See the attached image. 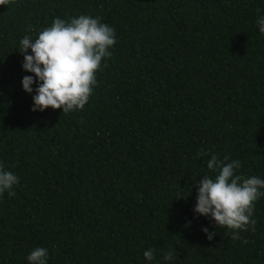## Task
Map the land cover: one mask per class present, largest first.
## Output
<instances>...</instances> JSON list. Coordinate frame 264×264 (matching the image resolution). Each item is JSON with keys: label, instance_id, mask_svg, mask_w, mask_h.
<instances>
[{"label": "trees", "instance_id": "obj_1", "mask_svg": "<svg viewBox=\"0 0 264 264\" xmlns=\"http://www.w3.org/2000/svg\"><path fill=\"white\" fill-rule=\"evenodd\" d=\"M81 15L115 29L112 56L82 110L34 112L39 82L23 89L35 74L22 67L20 40ZM260 16L264 0L0 6V164L20 181L0 196V264H29L37 247L48 264H264V196L255 230L235 240L194 212L198 181L216 175L211 155L264 179Z\"/></svg>", "mask_w": 264, "mask_h": 264}, {"label": "clouds", "instance_id": "obj_2", "mask_svg": "<svg viewBox=\"0 0 264 264\" xmlns=\"http://www.w3.org/2000/svg\"><path fill=\"white\" fill-rule=\"evenodd\" d=\"M13 0H0V6H8ZM260 33H264V16L257 20ZM116 44L115 29L102 23L100 18L81 15L66 21L55 18L51 26L38 32L35 39L25 35L20 40L19 50L24 56L23 69L34 73L22 80L23 89L33 93L32 85L38 83L33 96L32 111H45L48 108L63 110L68 114L82 110L89 102L97 84L96 73L104 59L112 56L110 48ZM31 49V54H29ZM198 156L209 155L201 149ZM216 155H211L207 168L216 173L214 178L205 175L197 183V202L194 212L210 217L215 227L233 232L232 239H239V231H247L249 225L255 230L256 220L252 219L255 202L264 196V179L253 176L245 178L236 175L241 167L238 160L227 162ZM227 162V163H226ZM19 177L7 171L0 164V196L6 191L15 196L14 186L19 184ZM208 240L216 232L202 229ZM247 243V241H244ZM155 249L144 252V258L154 260ZM165 260L173 259V253L167 252ZM29 264H48V249L37 247L27 256Z\"/></svg>", "mask_w": 264, "mask_h": 264}]
</instances>
